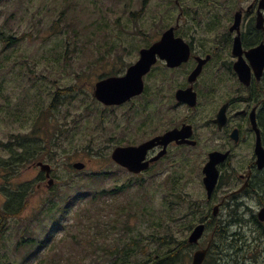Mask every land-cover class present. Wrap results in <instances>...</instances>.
Returning a JSON list of instances; mask_svg holds the SVG:
<instances>
[{
    "label": "rangeland",
    "instance_id": "374dc122",
    "mask_svg": "<svg viewBox=\"0 0 264 264\" xmlns=\"http://www.w3.org/2000/svg\"><path fill=\"white\" fill-rule=\"evenodd\" d=\"M183 2L184 8L186 2ZM170 3L167 0H0V32L17 39L8 47L0 42V144L8 145L16 136H30L35 117L44 110L48 132H44L39 122L38 134L48 138L52 146L55 144L43 153L44 162L52 168L54 184L50 188H46V181L38 187L41 173L32 163L21 165L19 173L17 169V182L8 187L9 198L10 191L16 188L33 193V197L24 212L5 225L0 240V264H57L53 259L50 261L51 257L60 259V264H110V251L115 246L128 247L129 236L144 239L145 249L156 251L148 255L159 260L170 250L152 236L163 238L171 230L177 240H186L191 228L182 226L185 220L180 214H185L187 206L196 202L198 209L188 215L196 220L199 216L196 212L206 208L201 158L193 155V166L188 171H177L178 176L169 177V182L165 171L133 176L110 162L105 163L97 151L109 156L115 146L141 140L140 117L131 113L127 119L126 109L104 110L92 97V87L103 73L101 67L105 63V60L95 63L99 57L96 45L111 40L140 41L143 31L153 37L159 28L172 24L167 11L175 6ZM160 5L163 8L154 9ZM156 10L161 13L157 14ZM129 57L117 61L114 71L127 66L132 61ZM89 62L91 67L87 68ZM104 71L112 69L106 66ZM56 92H59L57 96ZM50 104L52 108L48 109ZM11 141L15 143L14 139ZM89 142L92 153L77 154V149ZM0 158H8L2 146ZM77 161L86 164L84 170L71 169V164ZM91 173L103 175L92 177ZM130 180L131 185L124 191L108 195L100 202L110 207L105 213L121 216L116 219L122 220L130 233L121 236L109 230L97 233V228L92 244L81 232L82 222L86 220L83 213L90 205L87 199L96 192L115 190ZM4 202L5 198H0V207ZM51 204L63 208L57 211L54 207L53 220L44 212ZM128 204L138 208L137 217L119 211ZM249 205L254 206L252 202ZM178 210L181 213L174 215ZM251 227L230 225V232L251 237ZM257 243L262 252L257 264H264V238ZM99 244L109 250L98 251L96 255L93 250ZM187 249L190 257L191 248ZM134 255L140 261L148 256L139 251Z\"/></svg>",
    "mask_w": 264,
    "mask_h": 264
},
{
    "label": "flooded vegetation",
    "instance_id": "af4514ba",
    "mask_svg": "<svg viewBox=\"0 0 264 264\" xmlns=\"http://www.w3.org/2000/svg\"><path fill=\"white\" fill-rule=\"evenodd\" d=\"M183 1L172 0L175 8L167 11L172 24L159 28L153 37L143 31L140 41L111 40L97 44L96 54L102 49L106 58L101 67L103 73L95 83L123 76L140 58L141 51L157 43L169 28H173V37L183 42L180 53L188 51L187 59L169 66L157 55L155 63L143 76V91L139 95L121 105L104 106L95 101L104 110L126 109L127 119L131 113L140 117L141 140L117 146L135 147L159 138L147 150L144 161L157 159L136 176L153 170L165 171L169 182V177L178 176L177 171H188L193 166V155H197L202 163V183V169L210 155H224L215 165L217 182L210 199L205 198L206 208L196 212L199 214L196 220L188 219L194 226L204 224L201 239L196 245H190V257L188 249L170 251L180 254L188 251L185 259L188 264L198 250L206 251L202 264H257L258 255L262 253L257 241L264 238V222L258 219L259 211L264 208V166L257 167L255 153L257 141L264 149V64L258 71L252 64L257 65L260 60L256 57L250 60L247 53L260 46L264 48V7H261L264 4L260 5L262 0H185L183 8ZM156 13L160 14L161 10ZM115 24H119L118 18ZM236 41L239 54L234 51ZM2 43L5 47L11 46ZM123 56L132 61L119 67L122 72H115L117 61ZM236 64L240 65L241 72L247 71L248 79H240ZM106 66L112 71L105 72ZM167 133H173L175 138L168 141L160 138ZM1 164L0 198H5V202L0 209L8 208L11 214L17 206V188L10 191V198L7 191L17 182V163L11 161L10 168H2ZM38 181V187L46 181L48 188L44 173ZM215 206L218 209L213 214ZM13 217L0 215V240L7 221ZM236 224L252 226L251 237L230 232V225ZM221 233H224L223 238ZM138 251L147 255L156 252ZM148 261L146 264H156L154 262L159 260L155 256Z\"/></svg>",
    "mask_w": 264,
    "mask_h": 264
},
{
    "label": "trees",
    "instance_id": "16d2710c",
    "mask_svg": "<svg viewBox=\"0 0 264 264\" xmlns=\"http://www.w3.org/2000/svg\"><path fill=\"white\" fill-rule=\"evenodd\" d=\"M167 2L172 3V0H169V1L167 0ZM161 8H163V5H160L159 7H157V6L154 7V9H161ZM5 35L8 37H6ZM16 40L17 39L13 38L11 34H7L5 32L0 33V41L6 43L7 45H9V43L10 44L13 43V41H16ZM98 51H100V53L98 55L99 57L95 60V63H98L101 60H105V58H106V55L103 54L104 52L102 51V49H99ZM92 54H93V52H92ZM93 57H94V55H93ZM90 67H91V63L89 62L87 64V68H90ZM82 73H84V72H82ZM77 78L81 81V77L78 73H77ZM70 90H72V92L74 91L73 89H70ZM70 90H66V92L69 93ZM58 94H59V92L58 93L56 92L55 96H57ZM54 101H55V98L52 102H54ZM50 108H52L51 104H50L48 109H50ZM45 113H46V111L44 110L43 114H40V115L38 114L35 117V120H36L35 126H34L35 128H34V130L30 136H28V137L16 136V137L11 138V140H13V139L15 140V143H13L10 140L8 145L0 144V146H2L8 154V158L2 159V161H1L2 164L0 162L2 168H5V167L10 168L11 161L15 160L17 163V169H18V173H19V168L21 165H25L26 163L29 164L32 162H36V161H40V160L45 159L43 153L45 151L48 152L49 147H51L52 144L49 143L48 138L45 139L44 136L38 134V132L41 130V128H38L36 126V124H39V122H40L41 126L44 127V132L45 133L48 132L47 127L49 125V122H48V118L45 116ZM91 143L92 142H89L86 146L80 147L79 149H77V154H79V153L91 154L92 153ZM54 145L52 146V149L54 148ZM17 149H18V151H17ZM96 153H97L100 160L104 161L105 163L109 162L108 154L103 153L102 150H99ZM5 162H6V164H5ZM102 175H103V173H91L90 174V176H92V177H101ZM131 183H132V181L128 182L127 184H124L120 187H116V189L112 190V191L103 190L100 192H96V193L92 194L90 198L87 199L88 203H90V205H89V207L85 208V212L83 213V217H85L86 220L82 222L84 228L81 230L82 236H84L85 239H88L93 244V234L96 232L97 228H98L97 233H103L104 231H107V230L112 231V232H119L120 236L130 233L129 228H127V226H125V223L120 219H116L120 215L119 214L117 215L115 212L105 213L106 211H108V210H106L107 207H108V209L110 207L104 206V205H102L103 203H100V202L103 200V198H105L108 195H113L114 193H117L119 191L122 192L127 187H129L131 185ZM32 197H33V193H29V191H27V190L23 191V189H18L17 195L15 196L16 203H17L16 208L12 211L11 214L9 213L8 208L2 209V210L0 209V215L1 216L7 215V216L19 217L24 212V210L28 207L29 200ZM68 198L69 197L67 194V201H68ZM98 204L101 205L99 210L96 209ZM132 205L133 204L124 205L123 206L124 208H121L119 211L121 213H124V214L126 212H128V216L131 215L133 217H137L139 210H138V208H135ZM54 207L57 211H61L63 209V208H61L60 205L59 206H55L53 204L48 205L47 208L44 210V212H45V215L50 220H53L56 218L55 217L56 214H54ZM196 209H198L197 203L191 202L187 206L185 214H180L182 219L186 220L185 223L182 224V226L190 227L192 225L191 219L188 220L190 218V217H188V215H189V213L193 214L196 211ZM95 210H98V211H95ZM178 212H180V210L175 212L174 215ZM178 215H179V213H178ZM104 218H107V220H105ZM126 223H127V221H126ZM92 230L94 231L93 233H92ZM220 236H222V238H223L224 233H221ZM129 237L130 238L128 241V245H129L128 247L127 246H121V248L118 249L115 246V249H116L115 254H113V252H110V255L112 256L110 264H146L149 262L147 259H149V258L153 259V256L148 255V256H145V257H147L146 260H144V261L138 260L137 256L134 255V252L136 250L138 251V250L146 248V245L143 243L144 239H141L139 236H129ZM152 238L154 241H158V242L162 243V245H167L168 250H173V249L183 250V249L188 248L187 242L185 240H177L172 235L171 230H169V234L166 237L161 238V237H157V236H152ZM107 250H109V249H106L104 247V245L99 244L97 247L94 248L93 253H96V255H98L99 254L98 251L107 252ZM187 257H188V255H186V254H180V253L170 251L168 253L162 254L161 257L159 258V261H156L154 263H156V264H184L185 259ZM52 259L55 260V263H57V264L61 263L60 259L57 260V258L51 257L50 261H52ZM19 264H23V263H19Z\"/></svg>",
    "mask_w": 264,
    "mask_h": 264
},
{
    "label": "water",
    "instance_id": "95a60500",
    "mask_svg": "<svg viewBox=\"0 0 264 264\" xmlns=\"http://www.w3.org/2000/svg\"><path fill=\"white\" fill-rule=\"evenodd\" d=\"M263 4L264 0L261 1L260 5ZM175 42H178L179 44H176ZM180 45H183V42L180 39H175L173 37V28H169L163 33L161 39L157 43L153 44L149 49L141 51L139 60L127 69L124 76L108 77L98 81L94 85L93 97L105 106H112L121 105L130 98L139 95L143 91L142 77L155 63L157 55L164 59L169 66L178 65L187 59L188 51H182L180 53L182 50ZM239 48V42L236 41L234 51H236L238 54L240 51ZM247 56L250 60H252L254 57H256L257 61L260 60L257 65L254 63L252 64L253 67H257L258 71H260L262 65L264 64V48L260 46L254 50H251L249 53H247ZM235 69L237 73H239V77L242 81L245 80V77L248 79L247 71L245 70L246 72H241L239 64L235 65ZM180 95L181 94H178V98L182 99ZM171 137L175 138V135L173 133H167L160 138L166 139L168 141L171 139ZM157 139L159 138H155L135 147H116L112 151L110 158L115 164L125 168L128 172L139 174L142 171L147 170L149 164L157 159L155 157L149 161H144L147 150L155 145L154 143ZM255 153L257 155V167L261 169L264 166V149L261 147L259 141H257ZM221 156L223 157L224 155H219L218 153L211 154L209 162L202 169V184L204 186L207 199H210L217 182V171L215 169V165L220 161ZM36 165L41 171L45 172V176L48 178L47 185L48 187L51 186L53 184V179L50 178L51 167L48 164L42 162H39ZM72 167L76 170H82L85 167V164L82 162H75L72 164ZM217 209L218 206L213 208V214H216ZM258 219L261 222H264V208L259 211ZM204 229V224L195 226L187 238L188 243L196 244L201 238ZM205 254V250L196 251L193 254L191 264H201L204 260Z\"/></svg>",
    "mask_w": 264,
    "mask_h": 264
}]
</instances>
